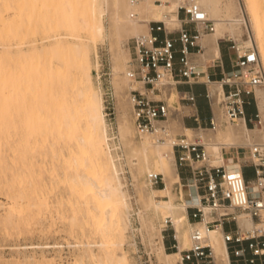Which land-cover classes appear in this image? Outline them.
Here are the masks:
<instances>
[{"label":"rangeland","instance_id":"374dc122","mask_svg":"<svg viewBox=\"0 0 264 264\" xmlns=\"http://www.w3.org/2000/svg\"><path fill=\"white\" fill-rule=\"evenodd\" d=\"M22 1V11H31V15L24 12L16 14ZM29 1L34 5L31 10L28 0H0L4 19L20 21L25 27L24 36L0 38L1 61H5L10 52L23 54L32 49L42 51L56 41L89 45L91 86L93 89L99 87L101 91L108 141L130 204L132 221L127 241L120 243L115 238V244L109 247L117 255L127 252L130 264H163L158 256L160 240L156 239V245L151 246L145 241L141 230V201L131 172L128 150L119 134L122 117L129 119L133 125L129 101L132 84L125 90L126 102L129 101L127 107H120L116 86L118 75L122 73L120 68L125 62L121 58L120 48L129 53L127 56L130 58L129 42L132 37L122 39L119 47L117 43H112L106 34L110 28L107 16L104 17L105 35L97 37L96 43L93 36L85 31L73 32L63 28H58L59 31L46 30L42 26L49 18L56 16L61 19L58 12L60 1ZM238 1L250 25V34L246 32L244 37L247 39L252 33L254 46L260 50L245 1ZM26 27H34V31ZM55 65L61 66V62L56 60ZM70 76L74 83L61 85L54 75L53 64L46 63L38 77L41 90L36 94L27 92L23 101L16 99L18 93L7 84L0 87V264H100L92 256V252L101 256L104 248V238L91 214L95 211L94 207L84 203L83 194L71 187L67 177L77 169L70 160L79 155L76 137L81 135L82 130V121H79L82 102L78 91L87 85L84 72L73 69ZM257 113L260 114L258 108ZM73 117L78 119L76 121L80 127L74 134H69L67 128L73 122ZM259 120L260 117L254 119L249 127L254 128ZM169 125V128L179 127L177 131L171 130L173 134L182 132L174 118ZM135 142H141L136 133ZM152 167L153 172L158 173L157 165L153 164ZM163 187L153 188L158 190ZM177 191L187 197L185 190ZM160 221V218H156L157 224ZM174 232L172 223H165L162 227L164 243V236L173 239ZM164 250L174 252L168 250L166 245Z\"/></svg>","mask_w":264,"mask_h":264},{"label":"bare ground","instance_id":"6f19581e","mask_svg":"<svg viewBox=\"0 0 264 264\" xmlns=\"http://www.w3.org/2000/svg\"><path fill=\"white\" fill-rule=\"evenodd\" d=\"M59 1L58 12L61 19L59 20L56 16L49 18L42 27L46 30L56 29L55 31H59L58 28L73 32L85 31L93 36L95 43L97 37L105 35V16L110 22V28L106 34L112 43H117V47L121 45V40L126 37L133 38L145 34L147 22L150 19L160 20L168 16L165 19L168 24L172 26L177 24L174 14L177 8L176 0H170L169 4L163 3L161 5L155 0ZM244 1L251 28L260 48L258 50L264 68V0ZM23 4V1L18 4L16 14L20 15L24 12L31 15V11H22L21 6ZM202 4L215 24L214 32L206 34L207 37L204 35L207 40L206 51L208 54L205 57L219 56V40L224 38L233 39L240 45H254L252 33L247 39L244 37L246 32L250 34V25L238 0H202ZM5 6L8 8L7 2ZM33 7V3L28 0L29 10ZM134 15L136 16L134 17ZM26 29L34 31V27H26ZM24 35L25 27L23 24L20 21H6L0 11V38ZM88 48L89 45L86 43L73 44L66 41H56L50 48L42 51L32 49L23 54L10 52L6 55L5 61L0 59V87L7 84L19 94H16V99L23 101L26 99L27 92L36 94L41 90L38 77L41 74L42 66H45L46 63L53 64L54 75L61 85L68 82L74 83L70 76L73 69H78L87 76V85L78 91L82 102L79 113L82 130L81 135L76 137L77 154L79 155L70 160V163H73L77 169L67 177L71 187L83 194L84 203L87 206L93 205L95 211L91 214L95 218L99 233L104 238L102 255L92 252V256L97 258L100 264H130V257L127 252L117 255L114 249L109 247L115 244V238H118L120 243L127 241L130 237L129 231L132 229V221L129 213L130 204L108 141V131L105 118L102 115L101 91L99 87L93 89L91 86ZM120 53L125 62L120 68L122 73L118 75L116 86L120 107H127L129 101L126 102L125 90L132 84L128 78L127 60L129 56L127 54L129 53L122 47ZM56 60L61 62V66L55 65ZM216 90L220 94L222 93L219 84ZM217 94L218 92H213L212 97L215 101L216 113L219 115L216 105ZM257 103L261 120L257 122L258 126L255 128L247 127L242 119L235 124L222 126L216 131L202 132L211 156V164H222L224 158L239 146L248 147V156L250 144L258 143L264 148V87L257 88ZM72 120L73 122L67 128L69 134H74L76 129L80 127L76 117H73ZM178 129V126L171 128L173 131ZM185 130L189 132V136H192L194 132L192 129L186 128ZM135 133L130 120L122 117L119 122V134L122 143L128 150L131 172L141 201L139 212L141 230L145 241L151 246L156 245V239L160 240L161 251L158 256L163 264H176L179 253L176 251L169 253L164 250L162 227L170 221L175 229L180 247L189 246V233L192 225L188 218L186 205L190 190L185 186L187 197L183 192L176 190V185L180 183V175L176 166L172 141L168 140L157 144L152 137L142 136L141 142L136 144ZM242 149L244 148L242 147ZM82 153L85 155L82 156ZM134 160L137 161L134 162ZM153 164L157 165V172L163 175L165 182V186L158 190H155L147 180L148 174L154 170ZM226 167L229 173L235 174L237 172L236 163L233 160L226 163ZM90 208L89 206L88 213ZM156 218L161 219L159 224L156 223ZM242 224L248 227L251 223L249 220H243ZM206 235L211 239L215 254L227 263V251L221 230L209 231L206 232Z\"/></svg>","mask_w":264,"mask_h":264},{"label":"built area","instance_id":"2783aa9c","mask_svg":"<svg viewBox=\"0 0 264 264\" xmlns=\"http://www.w3.org/2000/svg\"><path fill=\"white\" fill-rule=\"evenodd\" d=\"M176 1L177 24H168V16L148 20L147 32L130 39L128 61V78L132 82L129 101L136 136H150L157 144L172 141L179 175V168L183 167L190 174L185 178L180 175L181 182L176 185V190L181 186L190 190L186 205L192 225L190 244L181 248L174 232L170 248L179 253L177 264H264V148L258 143L250 144L247 162L253 169L248 178L241 164H236L235 174L229 173L224 163L211 164L202 136L204 131H216L242 119L246 122L248 105L255 107V119L259 117L257 88L264 87V68L258 47L222 39L229 43L235 60L233 69L223 73L217 82L222 89L216 101L219 115L211 92H207L212 112L208 128L193 116L197 126L190 128L194 131L192 136L173 134L169 122L180 109L172 96L182 95L179 100L195 106L196 96L179 91L178 85L195 83L202 75L191 58L192 49L203 54V37L215 29L202 0ZM155 2L169 4L170 0ZM147 180L153 187L165 186L160 173L148 174ZM243 220H249L250 226H244ZM217 229L222 232L227 263L215 254L206 235Z\"/></svg>","mask_w":264,"mask_h":264},{"label":"crops","instance_id":"0c3cea01","mask_svg":"<svg viewBox=\"0 0 264 264\" xmlns=\"http://www.w3.org/2000/svg\"><path fill=\"white\" fill-rule=\"evenodd\" d=\"M205 37H207V35ZM204 38L202 40V44L205 48L204 53L197 54L196 52L197 49L194 48L192 49L193 54L191 55L193 62L199 66L202 75L198 78V81H196L195 83L192 84L182 83L178 85L179 91L193 93L196 96L195 106H192L186 100L183 99L179 100L178 98H181L182 95L180 96H177V94L174 95L175 100H177L178 108L180 109V111L176 113L174 119L177 120L178 123L180 124V130L182 131L181 133H187L185 130L186 128H194L197 126V123L194 121L193 116H197L199 118V122L202 127L208 128L209 120L211 118L212 112H211V100L207 97V92L212 91L211 94H213V92H218V90H216L218 87L217 82L222 78L223 73L233 69V61L235 60V55L231 50H229V43L224 42L222 39H220L219 56H216L214 58H208L205 57L208 54L206 51L207 40L206 38L205 39ZM178 57L179 55H177V61H176L177 66H179ZM205 58H207V60H205ZM255 113H256L255 107L253 105H248L247 119L245 122L247 127L251 125L250 124L251 122L249 121L250 118L252 119V122L254 121ZM256 126H258V124ZM242 147L244 149H242ZM247 158H248V147L239 146L236 150L232 151L229 156H226L224 158L223 163L226 165V163H229L231 160H233L234 163L241 164L244 167L243 170L245 175L250 177V173L252 172L253 168L251 167L250 163L247 162ZM179 172L182 178L188 177L190 175L189 170L184 167L179 168ZM181 190H185L186 192L187 188L185 186H181ZM164 239H165L164 245H166V247H171L173 244V239L167 237H164Z\"/></svg>","mask_w":264,"mask_h":264},{"label":"trees","instance_id":"16d2710c","mask_svg":"<svg viewBox=\"0 0 264 264\" xmlns=\"http://www.w3.org/2000/svg\"><path fill=\"white\" fill-rule=\"evenodd\" d=\"M251 175H252V173H250V177H251ZM248 177V176H247ZM249 178V177H248ZM168 248V250H170L171 248L170 247H167Z\"/></svg>","mask_w":264,"mask_h":264}]
</instances>
